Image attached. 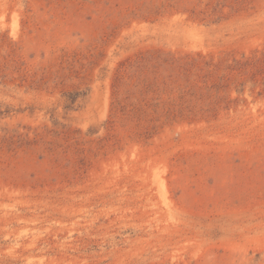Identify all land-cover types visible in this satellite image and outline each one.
<instances>
[{
	"label": "rangeland",
	"instance_id": "rangeland-1",
	"mask_svg": "<svg viewBox=\"0 0 264 264\" xmlns=\"http://www.w3.org/2000/svg\"><path fill=\"white\" fill-rule=\"evenodd\" d=\"M0 264H264V0H0Z\"/></svg>",
	"mask_w": 264,
	"mask_h": 264
}]
</instances>
